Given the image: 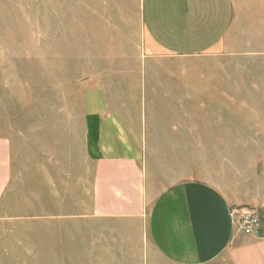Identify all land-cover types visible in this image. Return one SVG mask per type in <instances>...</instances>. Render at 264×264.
<instances>
[{
	"label": "rangeland",
	"instance_id": "374dc122",
	"mask_svg": "<svg viewBox=\"0 0 264 264\" xmlns=\"http://www.w3.org/2000/svg\"><path fill=\"white\" fill-rule=\"evenodd\" d=\"M235 1L243 11V37L234 29L231 41L244 46V54L229 55V67L147 68L142 74L149 84L182 82L191 98L190 83L231 81L233 95H240L245 88L238 82L264 78V52L255 53L264 48V28L255 34L251 0ZM142 2L0 0V136L12 141L13 167L0 203V264H138L115 228L109 230L113 245L106 225L90 218L94 165L85 149L83 118L84 89L96 81L110 103L122 106L117 113L128 123L143 112L134 109L142 74L133 68L143 64L137 55L151 51L142 44ZM155 61L166 68L187 65ZM207 91L200 89V95ZM222 106H201L199 131L194 107L186 106L184 131L144 142L143 161L157 185L196 178L228 186L244 177L242 135L210 132ZM153 111L168 115L167 109Z\"/></svg>",
	"mask_w": 264,
	"mask_h": 264
},
{
	"label": "crops",
	"instance_id": "0c3cea01",
	"mask_svg": "<svg viewBox=\"0 0 264 264\" xmlns=\"http://www.w3.org/2000/svg\"><path fill=\"white\" fill-rule=\"evenodd\" d=\"M251 1L249 11L252 19L256 17L252 26L259 35L264 0ZM140 14L142 44L151 51L137 55L143 64L133 67L135 73L147 68L155 72L229 67V55L245 52L244 46L235 47L231 41L234 29L243 37V11L235 0H143ZM259 52L264 48L255 51ZM160 58L187 65L166 68L156 63ZM189 86L191 98L185 97L182 82L152 85L142 74L135 88L140 101L134 109L143 112L130 124L117 113L122 106L110 103L97 81L86 84L83 135L94 165L90 218L106 225L107 241L109 230L115 228L138 264H264V78L238 82L245 88L240 95H233L231 81ZM202 88L208 91L200 95ZM237 103L240 111L234 112ZM216 104L223 106L210 120L211 135H242L238 144L246 152L244 177L228 186L196 178L157 185L143 161L144 142L184 131L186 106L194 107V129L199 131L201 106ZM156 108L167 109L169 116H156L159 111L151 112ZM11 147V139L0 136V203L12 176ZM237 206L257 210V230L247 234L233 222Z\"/></svg>",
	"mask_w": 264,
	"mask_h": 264
},
{
	"label": "built area",
	"instance_id": "2783aa9c",
	"mask_svg": "<svg viewBox=\"0 0 264 264\" xmlns=\"http://www.w3.org/2000/svg\"><path fill=\"white\" fill-rule=\"evenodd\" d=\"M232 216L233 222L247 234L257 230L260 225L257 210L252 207H234Z\"/></svg>",
	"mask_w": 264,
	"mask_h": 264
}]
</instances>
